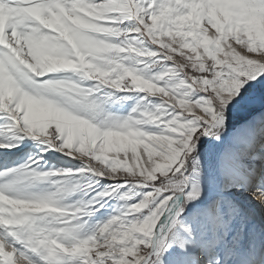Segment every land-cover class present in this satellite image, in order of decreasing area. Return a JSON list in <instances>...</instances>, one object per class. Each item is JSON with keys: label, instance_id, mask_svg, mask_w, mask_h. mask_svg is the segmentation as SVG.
Returning <instances> with one entry per match:
<instances>
[{"label": "snow or ice", "instance_id": "obj_1", "mask_svg": "<svg viewBox=\"0 0 264 264\" xmlns=\"http://www.w3.org/2000/svg\"><path fill=\"white\" fill-rule=\"evenodd\" d=\"M0 264H264V0H0Z\"/></svg>", "mask_w": 264, "mask_h": 264}, {"label": "rangeland", "instance_id": "obj_2", "mask_svg": "<svg viewBox=\"0 0 264 264\" xmlns=\"http://www.w3.org/2000/svg\"><path fill=\"white\" fill-rule=\"evenodd\" d=\"M185 51H187V50H185ZM177 59H179V57H177ZM111 153L109 154V156L111 157ZM121 159H123V156L121 155ZM94 163H98V162H95V161H93Z\"/></svg>", "mask_w": 264, "mask_h": 264}]
</instances>
